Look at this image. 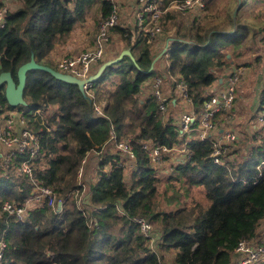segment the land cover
Here are the masks:
<instances>
[{
  "label": "trees",
  "instance_id": "1",
  "mask_svg": "<svg viewBox=\"0 0 264 264\" xmlns=\"http://www.w3.org/2000/svg\"><path fill=\"white\" fill-rule=\"evenodd\" d=\"M204 2L205 9L216 7V0ZM94 3L101 19L112 9L110 0H21V6L6 14V23L0 28V73L9 72L17 83L18 67L31 56L37 63L55 68L51 54L56 44L66 42ZM220 12L203 23L198 17L177 21L175 12L165 15L172 18L168 27H176L168 54L170 70L187 85L197 110L212 82L235 67L250 65V61L234 64L233 57L255 52L264 31L243 21L234 8ZM112 30L120 35L129 54L105 67L92 82L95 100L106 101L103 116L94 115L91 99L75 84L43 70L26 73V104L17 107H25V111L45 107L50 113L42 124L39 117H31L30 125L40 135V152L29 160L32 174L16 170L27 159L25 155L16 156L6 171L0 168V239L5 242L1 264H160L158 251L164 249L173 251L171 264H231L238 242L257 238L264 220V137L257 141L250 129L243 128L242 136L239 132L221 154L226 166L212 161L209 142L191 141V155L181 161L174 159L170 176L175 174L190 189H199L203 199L171 196L166 203L172 207L162 208L157 172L163 162L152 164L143 144L172 147L184 138L173 121L171 101L170 115L163 118L152 94L140 97L145 81L156 73L151 44L137 26L117 25ZM227 46L230 53L225 51ZM262 55L264 51L255 62ZM258 87L249 122L258 110L256 99L263 88L259 83ZM0 101L15 109L7 103L3 86ZM232 105L215 115L218 127L233 117ZM111 128L118 139L131 142L137 165L127 171L118 166L117 154L105 152L101 165L109 164L112 170L89 184V199L81 207L73 192L78 187L77 170L88 151L101 150ZM37 185L53 188L56 203L62 202L59 211L56 205L35 204L21 220L3 211L4 200L23 205ZM72 194L75 197L69 200ZM94 207L98 211L93 212ZM133 217H143L159 228L156 251L150 250Z\"/></svg>",
  "mask_w": 264,
  "mask_h": 264
},
{
  "label": "built area",
  "instance_id": "2",
  "mask_svg": "<svg viewBox=\"0 0 264 264\" xmlns=\"http://www.w3.org/2000/svg\"><path fill=\"white\" fill-rule=\"evenodd\" d=\"M15 0H0V28L6 23V14L11 11V6ZM112 9L107 16L99 22V30L93 39L91 47L77 55H65L57 59L55 69L72 75L76 78L85 81L83 85L84 93L91 99V105L95 116L104 115V107L106 101H96L92 91V82L86 79L92 75L94 66L104 59L108 51V34L115 26L120 24L119 15L117 13V0H110ZM135 25L140 30L141 34L146 37V41L150 44L155 39L159 38L161 42V55L164 58V67L155 68L154 73L145 81L146 86L150 85V94H152L157 102V109L164 116L171 98L166 95L165 88L171 90L174 95L178 92L181 96L176 97L183 102H189L188 110L179 114L177 121V129L180 136L184 139L181 144L168 147L164 144L144 143L143 148L147 152V157L154 165H160L164 162L165 156H169L173 160L181 161L183 158H188L191 155V150L188 144L191 141L209 142L210 143V158L219 166H226L221 158L229 147L239 136L237 126H232V118H227L224 125L217 126L214 121L215 115L223 111L229 110L234 97L235 90L243 78L245 72L253 69L255 65V57L264 51V32L256 41L257 50L252 54L250 65H241L232 69L229 73L218 80L212 82L211 86L206 90L205 99L202 107L197 110L192 99L189 96L187 85L179 80L177 76L172 74L170 70V62L168 54L171 43L174 39L175 25L165 27L163 24V16L171 11L185 14L188 10H193L195 13L203 12L205 9L204 0H135ZM260 17L264 20V10L261 11ZM167 81V83L165 82ZM181 101V102H182ZM258 110L255 116L249 122L252 138L260 140L264 137V87L259 93L256 100ZM8 109L0 101V168L6 171L11 162L16 156L25 155L26 160L16 167L18 173L32 174V167L29 163L31 158H35L40 152V135L38 131L30 127L31 117L33 119L39 117L41 124L44 123V118L49 115V109L45 107L36 108L29 111H13ZM49 131L51 128L46 127ZM108 144H112L115 154L119 157L118 166L129 171L136 167L137 156L134 152L132 144L129 140L118 139L113 128L109 131V137L106 143L102 146L104 150ZM264 147V141H263ZM99 150V151H101ZM96 151V150H90ZM89 152V151H88ZM87 152V153H88ZM86 153V154H87ZM86 156V155H85ZM84 156V157H85ZM178 157V158H177ZM85 158L82 159V163ZM101 160L98 164L101 165ZM264 161H261L263 164ZM82 165V164H81ZM103 166V165H101ZM108 170L100 169L99 177L102 173L108 174L112 170L109 164H105ZM171 168V167H170ZM83 168L77 170V177L80 178ZM84 186L78 184L74 190L75 194H81ZM58 201V200H57ZM45 203L49 207L56 205V211H59L56 204V198L53 189L49 186L37 185L33 195L26 200L23 205H16L13 202L4 200L2 209L7 215L14 216L21 220L26 212L35 204ZM99 208H92L93 212ZM87 215V214H86ZM88 216V215H87ZM132 220L138 225L142 235L149 243L151 251H156L160 244V232L155 231L152 223L148 222L143 217H133ZM5 242L0 239V264L3 257ZM264 259V233L257 238L241 239L233 250V258L231 264H259ZM161 264V263H160Z\"/></svg>",
  "mask_w": 264,
  "mask_h": 264
},
{
  "label": "rangeland",
  "instance_id": "3",
  "mask_svg": "<svg viewBox=\"0 0 264 264\" xmlns=\"http://www.w3.org/2000/svg\"><path fill=\"white\" fill-rule=\"evenodd\" d=\"M121 4L124 8L126 7V3H124V1L117 0V13H118V15H119V9L121 7ZM215 4H216L215 8H212L209 10L204 9V11L200 12V13H195L193 10L192 11L188 10L187 12H185V14H179L178 12H175V11H171V12L178 13V15L176 16L177 21H181L184 23L188 20H194L195 18L198 17V20H201V23H203L202 20H206V19L214 17V15L217 14V12H220V9H222V11L220 12V13H222L223 9L230 7V9H232V10L234 8V11L238 12V15L243 17V21L246 20V22H248L250 25L254 26L256 29L259 26H261V28H264V20L260 17L261 11L264 10V0H216ZM227 4H229V6ZM20 6H21V0H15L11 6V8H12L11 11L19 8ZM136 10L137 9L133 10L134 11L133 12L134 21H135ZM195 20H197V19H195ZM100 21H101V18H100V14L98 11L97 3H94L86 11L84 20L81 22H77V24L75 26L76 28L74 29V32H76L78 28L83 29V27H84V31L90 35V40H91L95 37V35L97 34V32L99 30V22ZM171 21H172V18L167 19V18H165V16H163V24L166 28L169 26ZM120 24H121V22H120ZM87 30H89V31H87ZM161 41H162L161 39H159V40L155 39L153 42L150 43L152 50H153L154 54H156V55H157V53H159L161 51V46H162ZM108 42H109V45H108L109 48H108V51L106 52L103 60H106V59L109 60V59L115 58L116 54H118L122 51V50L120 51V49L124 45V41L121 40L120 35L118 33L114 32L113 30L109 31ZM63 44H65V43L56 44L55 48L52 51L51 60L53 62L54 67H55L57 59L61 58L62 56L77 55V54L83 52L84 49H87L92 45L91 41H90L89 45L86 46L82 51L81 50H73L72 51V50H69L67 48V45L61 46ZM81 44L84 46V43H81ZM76 45H79V44L76 43ZM79 51H81V52H79ZM225 51L227 53H230L231 52L230 46L225 47ZM77 52H79V53H77ZM252 54H253V51L251 54H247V52H246L241 57H233V59L235 61L234 64H236L237 62L243 63L246 61H251L252 60ZM260 54H262V52ZM255 63L256 64L254 65L253 69L248 70V72H245L242 81L237 86V88L235 90V101L232 105V108L230 109V113L233 116L232 117V119H233L232 126H235V125L237 126V128L239 129V132H240V137L242 136L243 128H245L247 130L249 129V124H248L249 119L252 117L253 111L255 110L254 107H252V105H253L252 101L258 93V89H259L258 83H259V86L264 87V56L262 55L260 60L258 62L256 61ZM258 78H259V81H258ZM165 82L167 83V81H165ZM150 88H151L150 85L149 86L147 85L146 87L143 86L142 93H141L140 97L143 98L145 96H148L150 94ZM165 92H167L168 94H166V95H170V97H174V96L178 97V95H179V97L181 96V94L179 92H178V94L175 93V95H174V93L171 90H169L168 88H165ZM181 101L180 100L178 101V105L175 107L174 110H172V111L169 110L173 114V116H172L173 121H178L179 114L188 110V108H189V102H183V101L181 102ZM13 111H25V107L24 108H18L17 106H15V109ZM167 111L168 110H166V112H165V116H168V114H169V111L168 112ZM30 127H32V126H30ZM105 147L106 148L104 150H101V151H89L86 154V156L84 157L85 159H84L83 163L81 161L82 165L80 164L79 167L83 168V172H82V175L80 178L76 177V183L77 184L80 183L84 186L83 192L79 195L76 194L80 200L77 202H78L79 206H81V207H83V205H84V202H82V201L85 200V203H87V201L89 199V196L86 193L87 187L89 186V184L94 183L99 178L98 175H99L100 169H103L106 171L108 170V167H106L105 165L101 166L100 164H98V161L103 158V155H105V152H107V151H109V153L114 152L112 144H108ZM173 161L174 160L172 158H169V157L166 158V160L163 162V164L160 165V167H159L161 169L157 172V174L159 175V178H160V182H159V186H158V193H160V194L158 195V200L160 202L161 207L162 208H168V209L170 207H172V204L166 203L167 199L170 198L171 196H177V198H179L180 200H187V201H190L192 196H195V198L202 200L203 199L202 198V192L199 189H197V188H191L190 189L188 187V185L182 183L179 180H176L175 174L172 175V177L170 176L172 174V172H171L172 169L170 168L171 167L170 164ZM167 168H168V170L166 171ZM127 181L129 182V176H128ZM187 189H189V191H186ZM70 196L71 197L69 198V200H73V198L75 197L74 194H72ZM57 203H58V201H57ZM152 225H153V228L155 231L159 229L153 223H152ZM172 253H173L172 250H165V249L159 250L158 254L161 257V264H171L172 263V257H173Z\"/></svg>",
  "mask_w": 264,
  "mask_h": 264
},
{
  "label": "water",
  "instance_id": "4",
  "mask_svg": "<svg viewBox=\"0 0 264 264\" xmlns=\"http://www.w3.org/2000/svg\"><path fill=\"white\" fill-rule=\"evenodd\" d=\"M123 54H129V50L124 49L119 53V55L117 57L104 61L98 67L96 72H94L92 75H90L86 79V81L93 82L95 79H97L100 76L102 70L105 67H107L110 64L118 62L121 59ZM153 63H154V60L152 61V65H153ZM29 70L46 71L58 80H61V81L67 82V83H71V84H75L79 88V90L84 92L83 85H84L85 81L83 79H79V78H76L72 75L60 72L51 66L39 64L34 60V57L31 56L29 61L21 64L18 67V69H17V79H18L17 83L14 82V80H13V78L9 72H1L0 73V87L1 86L4 87L5 98H6V101L9 105L18 106V105H25L26 104V102L23 98V90L25 87L26 73ZM61 204H62L61 200H58V203H57L58 209L61 207Z\"/></svg>",
  "mask_w": 264,
  "mask_h": 264
},
{
  "label": "crops",
  "instance_id": "5",
  "mask_svg": "<svg viewBox=\"0 0 264 264\" xmlns=\"http://www.w3.org/2000/svg\"><path fill=\"white\" fill-rule=\"evenodd\" d=\"M121 1H124V3H126V7L124 8L122 6L123 3L121 4V7L119 9V15H120L119 16V18H120L119 21L121 22V24H119V25L133 28L135 26V21H134V17H133V12H134L133 10L136 8L135 1L134 0H121ZM87 31H89V30H87ZM138 31H140V30L138 29ZM93 39L90 40V35L87 34V32L84 31V27H83V29H79L78 28L76 32H74V30H73L70 33V35L67 38L65 44H63L61 46L67 45V48L69 50H72V51L73 50H81L82 51L86 46L89 45L90 41H91V44H92ZM76 43H78L79 45H76ZM81 43H84V46ZM87 49H84L83 51H85ZM123 49H125V48L122 47L120 49V51L123 50ZM81 51H79V52H81ZM79 52H77V53H79ZM153 64H154L155 68H159V69L162 68L163 69L165 63H164V58H162L161 51L159 53H157V55L155 56ZM96 66H98V64L94 66V69H96ZM166 94H168V93L166 92ZM178 101L179 100L177 98H175V96L171 97V102L173 103V105L175 107L178 105ZM262 233H264V220H263V222H262V224H261V226L259 228V235H261Z\"/></svg>",
  "mask_w": 264,
  "mask_h": 264
}]
</instances>
